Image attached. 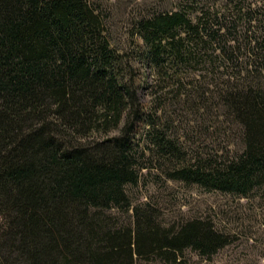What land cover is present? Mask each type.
Listing matches in <instances>:
<instances>
[{
    "label": "trees",
    "instance_id": "16d2710c",
    "mask_svg": "<svg viewBox=\"0 0 264 264\" xmlns=\"http://www.w3.org/2000/svg\"><path fill=\"white\" fill-rule=\"evenodd\" d=\"M160 1L0 0V264L224 248L210 222L163 225L153 196H131L153 172L264 195V0ZM232 133L237 150L216 149Z\"/></svg>",
    "mask_w": 264,
    "mask_h": 264
},
{
    "label": "rangeland",
    "instance_id": "374dc122",
    "mask_svg": "<svg viewBox=\"0 0 264 264\" xmlns=\"http://www.w3.org/2000/svg\"><path fill=\"white\" fill-rule=\"evenodd\" d=\"M165 2L166 0L160 1L158 4L168 8L169 4ZM129 9L123 8L119 10L120 13L118 11V22L123 21L125 11L129 12ZM205 129L203 128L201 136L195 138L197 144L201 143L200 146H206L207 142H211L208 137L211 132H205ZM214 139L216 141L213 145L218 150L226 148L234 151L238 148L237 133L229 136L219 135ZM144 183L145 188L131 190V196L144 197L142 194L145 193L153 196L160 207L161 216L158 221L163 225L199 218L210 222L227 238L228 244L210 258H202L193 251H186L184 264H264V195H253L242 199L194 185L169 181L154 172L145 178ZM130 215L131 212L116 214L114 222L129 224ZM136 264H162V262L151 258L147 261L137 260Z\"/></svg>",
    "mask_w": 264,
    "mask_h": 264
}]
</instances>
